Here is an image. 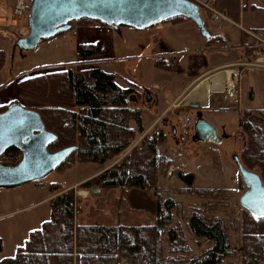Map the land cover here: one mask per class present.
<instances>
[{"label": "rangeland", "instance_id": "374dc122", "mask_svg": "<svg viewBox=\"0 0 264 264\" xmlns=\"http://www.w3.org/2000/svg\"><path fill=\"white\" fill-rule=\"evenodd\" d=\"M17 1L0 0V106L5 105L8 108L16 103L32 110L46 105L75 108L72 103L63 104L49 99L22 87L18 82L27 76L60 70L67 65H73L77 71L85 67H99L112 73L115 81L123 87L134 83L140 92L155 93L152 110L141 106L143 128L169 104L164 97L165 91L175 93L181 90L193 74L203 70L198 60L200 54L206 66L213 67L238 58L241 52L245 53L238 43L240 30L234 24H241V31L244 30L250 36L258 34L246 31L245 28H264V0H218L226 10H217L225 13L231 22L223 19L211 21L216 18L207 8L201 10V14L209 32L225 30L223 33H228L224 35L226 39L229 37L225 47L206 48L205 40L194 24L185 20L158 23L141 30L127 26L114 30L108 25L97 23L80 24L55 37L41 40L34 48L21 49L16 45V41L18 37L26 35L28 22L24 24L14 16ZM24 2L30 5L31 0ZM214 3L215 1L212 2L211 8L216 10ZM97 40L103 42L102 55L94 57L95 60L91 63L80 62L77 52L79 44ZM238 46L242 48L239 50ZM196 51H200V54ZM175 55L178 56L177 59L173 58ZM160 56L167 58L166 66L156 63V58ZM246 56L251 57L248 54ZM253 60L250 58L249 62ZM153 84H165L167 87L160 91L154 90ZM220 95L221 102L227 105L224 109L203 110L202 113L197 111L190 114L195 120L200 112L205 120L215 126L219 135L227 134L220 143L193 140L194 131L184 144L176 143L172 132L178 128L180 119L184 116V110L178 107V100L169 106L173 110L169 116L174 122H163L161 119L149 130L144 129L142 133H137L133 145L139 143L151 130L163 129L167 133V139L160 151L170 158L171 163L166 167H159L154 189L104 188L94 183L83 187L82 184L113 166L122 157L100 165L79 161L76 154L72 164L57 167L41 180L12 188H0V215H3L0 216V264L7 263L15 255L17 248L24 245L29 234L40 228L50 217L49 200L61 191L71 188L76 196L74 214L77 224H153L157 217L158 202L168 197L173 199L177 204L174 220L180 221L185 229L192 253L204 249L206 244L201 239L199 243L196 242L197 238L187 232L185 222L193 208L204 207L206 213L219 214L228 224L231 242L228 250L231 256L226 259L228 264H247L238 257L242 211L238 199L246 190V186L233 157H239L245 144V135L238 125V119H244L243 110L264 109V69L255 66L242 67L237 84L239 101L236 104H227L222 99L223 94ZM131 124L135 125L133 121ZM180 170L194 174L195 187L224 189L226 198L223 202H220L222 199L218 201L225 205H218L213 210L206 203L213 202L212 198L205 200L192 194L178 193L177 189L184 186L178 177ZM92 188L101 191L93 194L90 192ZM204 201L206 202L202 207L201 203ZM122 264H126L125 260ZM256 264H264V261Z\"/></svg>", "mask_w": 264, "mask_h": 264}, {"label": "trees", "instance_id": "16d2710c", "mask_svg": "<svg viewBox=\"0 0 264 264\" xmlns=\"http://www.w3.org/2000/svg\"><path fill=\"white\" fill-rule=\"evenodd\" d=\"M185 20L189 19L179 15L161 23ZM92 23L105 25L89 18L71 21L72 26ZM253 32L264 38V28ZM210 33L209 38H203L206 48L225 47L226 40L229 41V37ZM238 43L252 59L264 50L258 40L245 31H239ZM77 52L80 62L91 63L104 52L103 42L81 43ZM162 60L158 57L156 63L166 66ZM18 83L49 99L75 105V108L46 105L35 109L45 129L56 136L48 147L50 151L75 148L58 167L72 164L75 154L79 161L100 165L122 157L82 184L83 187H89L91 183L120 189L156 187L159 167L171 163L160 151L167 133L163 129L151 130L133 145L137 133L144 131L141 108L130 101L132 94L138 92L135 85L123 87L112 73L99 67L77 71L73 65L30 75ZM6 109L5 105L0 106V113ZM243 113L244 119L239 118L238 125L245 135V144L239 161L245 169L256 172L264 184V109H245ZM20 157L19 150L9 148L0 155V163L14 165ZM178 177L184 183L177 189L178 193L205 200L212 198L213 202L204 201L201 206L206 202L213 210L218 205H225L220 203L226 198L224 189L195 187L191 172L180 170ZM219 199L222 200L219 202ZM49 204L50 217L29 234L24 245L17 248L7 263L122 264L125 260L126 264H228L226 259L231 256L227 222L219 214L206 213L204 207L193 208L185 222L187 232L197 238L196 242L201 239L206 244L204 249L192 253L185 229L180 221L174 220L177 204L169 197L158 202L156 221L149 225L77 224L76 196L72 188L52 197ZM241 210L238 257L244 263L256 264L264 261V216L255 217L248 210Z\"/></svg>", "mask_w": 264, "mask_h": 264}, {"label": "water", "instance_id": "95a60500", "mask_svg": "<svg viewBox=\"0 0 264 264\" xmlns=\"http://www.w3.org/2000/svg\"><path fill=\"white\" fill-rule=\"evenodd\" d=\"M182 15L188 18L203 38H209L201 9L193 0H31L28 11V31L18 37L21 49L34 48L41 40L71 29V21L89 18L119 30L121 26L146 29L169 18ZM262 36V34H259ZM193 103L192 107H197ZM193 140L220 143L227 134L217 129L200 112L194 120ZM55 134L47 131L36 110L11 104L0 113V155L9 148L20 151L14 165L0 163V188H12L41 180L55 170L74 150L66 147L55 152L48 149ZM246 190L239 205L255 217L264 216V184L260 176L245 169L238 156L233 157ZM100 189L92 188L93 194ZM10 264V263H5Z\"/></svg>", "mask_w": 264, "mask_h": 264}, {"label": "crops", "instance_id": "0c3cea01", "mask_svg": "<svg viewBox=\"0 0 264 264\" xmlns=\"http://www.w3.org/2000/svg\"><path fill=\"white\" fill-rule=\"evenodd\" d=\"M214 6H215L216 10L218 8L222 11L226 10L223 3L220 1L218 2V0H215ZM219 13L222 15V17H218L217 19L211 20V21H217V20L223 19L227 22H231L225 13H223V12H219ZM234 26L236 28H238L239 30H242L241 24H234ZM245 29H247L246 31H253L254 29H260V28L259 27H252V28H245ZM224 31L225 30L215 31V32H217L218 34H221V35H227L228 33H226V32L223 33ZM239 48H242V47L238 46V49ZM196 52H198V51H196ZM198 53L200 54V51ZM160 57L163 59L164 64H166V62H168V60L165 56H160ZM198 57H199L198 60L200 62L201 68L203 70L197 72L196 74H193V77L189 80V82L181 90H177L175 93L170 92V91H165L164 97L166 100L169 101V104L159 114H157L156 117L151 122H149L147 124V126L144 128L145 131L149 130L151 127H153L155 125V123L157 124L159 122V120H161V119L163 122H165V121L171 122L172 121L169 114L173 110H171L169 108V106H170V103H172L175 100L179 101V99H180L179 103L177 101V104H178V107H180L184 110V113H183L184 115L185 114H191V113L197 112V111H200L202 113L203 110L224 109V107L227 106L221 102L222 100H221V95H220V93L222 91L223 83L225 82V79H227V75H228V71H229L227 68L233 63L249 60L250 59L249 56L247 57L245 53L241 52L239 54L238 58L236 57L232 61L220 64L217 66H213V67L206 66L207 64L205 63V60L202 59L201 54ZM173 58L177 59L178 56L175 55V56H173ZM191 67H192V65H191ZM190 69H192V68H190ZM131 84L135 85V87L137 89L136 84H134V83H131ZM237 84H238V81H237ZM165 87H167V85H165V84H162V86H160L158 84L152 85V89L159 90V91L166 89ZM137 91H138L137 93H134L131 96V100H130L131 104L133 106H138L140 108H141V106H144V107H147L148 110H152L154 107V102H155V98H156L155 93H153L152 91L140 92L138 89H137ZM217 96L220 98H217ZM193 103H197L198 106L192 107ZM183 114H181V116ZM179 119H180V117H179ZM172 122H174V121H172ZM175 132H176V129H173L172 133L175 134ZM0 216H3V215H0Z\"/></svg>", "mask_w": 264, "mask_h": 264}, {"label": "built area", "instance_id": "2783aa9c", "mask_svg": "<svg viewBox=\"0 0 264 264\" xmlns=\"http://www.w3.org/2000/svg\"><path fill=\"white\" fill-rule=\"evenodd\" d=\"M193 1H195L199 5L202 11L204 8H207L208 10L212 11L214 13L213 17L216 19L218 18L217 16L221 15L218 11L213 10L211 8V4L215 0H207V1L193 0ZM28 11H29V5H27L24 2V0H18L14 8V16L17 19L23 21L24 24H26L28 22ZM252 35L258 40V44L262 48H264V38L259 34L258 35L252 34ZM246 66H255L264 69V50H260L257 56L254 58V60L251 62H249V60L237 62L231 64L227 68L229 70L227 79H225L221 91V93L223 94L222 99L227 104H236L239 101L237 95V81L242 67H246ZM193 125H194V119L191 117L190 114L181 117L179 126L178 128H176V132H175L176 143L182 145L185 143L187 139H190L193 133Z\"/></svg>", "mask_w": 264, "mask_h": 264}, {"label": "bare ground", "instance_id": "6f19581e", "mask_svg": "<svg viewBox=\"0 0 264 264\" xmlns=\"http://www.w3.org/2000/svg\"><path fill=\"white\" fill-rule=\"evenodd\" d=\"M217 78H218V77H217ZM217 78H216V79H217ZM219 78H220V77H219ZM215 82H216V81H215ZM213 89H214V88H213Z\"/></svg>", "mask_w": 264, "mask_h": 264}]
</instances>
